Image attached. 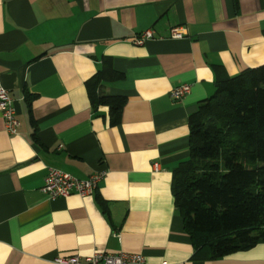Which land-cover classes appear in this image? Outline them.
Listing matches in <instances>:
<instances>
[{"label":"crops","instance_id":"crops-1","mask_svg":"<svg viewBox=\"0 0 264 264\" xmlns=\"http://www.w3.org/2000/svg\"><path fill=\"white\" fill-rule=\"evenodd\" d=\"M149 28L156 37L135 44ZM104 56L125 74L100 88L127 97L118 125L86 86ZM263 64L264 0H0V86L20 121L11 134L0 113V264L96 251L141 254L133 264H264V242L195 258L172 192L190 114L219 79ZM50 168L106 174L93 195L49 198Z\"/></svg>","mask_w":264,"mask_h":264},{"label":"trees","instance_id":"trees-1","mask_svg":"<svg viewBox=\"0 0 264 264\" xmlns=\"http://www.w3.org/2000/svg\"><path fill=\"white\" fill-rule=\"evenodd\" d=\"M124 77L104 56L86 81L93 110L108 106L111 125L121 122L127 97L100 88ZM188 124L190 157L173 170L172 192L194 257L218 259L264 242V64L219 79Z\"/></svg>","mask_w":264,"mask_h":264},{"label":"built area","instance_id":"built-area-1","mask_svg":"<svg viewBox=\"0 0 264 264\" xmlns=\"http://www.w3.org/2000/svg\"><path fill=\"white\" fill-rule=\"evenodd\" d=\"M155 37V30L149 28L137 35L133 39V42L135 44H143L146 40ZM170 37L182 38L183 32L179 27H174L170 30ZM190 90L191 84H180L172 88L171 95L174 99H180L190 92ZM0 113L4 118L6 130L11 134H17L20 121L13 104V98L3 86H0ZM154 166L157 169L158 163H154ZM105 174V171H98L87 178H79L62 169L50 168L45 177L44 184L41 187V191L49 198L68 197L71 194L87 197L95 193L99 182ZM143 260L144 258L141 254L124 251L117 253L96 251L85 257L79 254H73L69 256H58L55 259L59 264H133L142 263Z\"/></svg>","mask_w":264,"mask_h":264}]
</instances>
